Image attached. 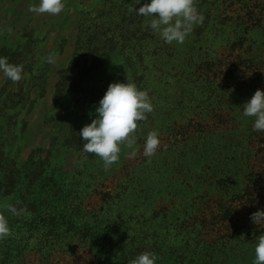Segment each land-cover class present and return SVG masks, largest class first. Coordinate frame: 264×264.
<instances>
[{"label": "rangeland", "instance_id": "obj_1", "mask_svg": "<svg viewBox=\"0 0 264 264\" xmlns=\"http://www.w3.org/2000/svg\"><path fill=\"white\" fill-rule=\"evenodd\" d=\"M39 2L0 0V57L25 72L19 84L0 74V211L13 233L0 264H129L144 251L156 264H253L264 131L243 105L264 91V0H196L205 20L183 44L128 10L151 0H65L58 16L30 12ZM127 79L154 111L137 155L122 148L105 171L79 133L109 84Z\"/></svg>", "mask_w": 264, "mask_h": 264}, {"label": "clouds", "instance_id": "obj_2", "mask_svg": "<svg viewBox=\"0 0 264 264\" xmlns=\"http://www.w3.org/2000/svg\"><path fill=\"white\" fill-rule=\"evenodd\" d=\"M135 3L139 4L140 0H135ZM64 9L65 0H40L38 5L29 7L30 12L41 16H58ZM128 10L145 17L147 26L168 44H183L194 27L202 25L205 20L197 10L196 0H151L138 10L133 6ZM57 59V55L49 54L46 62L55 64ZM0 74L4 79L19 84L25 78L24 65L9 63L7 57H0ZM95 111L96 118L83 126L79 135L84 141L83 151L98 156L103 161L104 170L108 171L119 161L122 148L132 149L128 153L130 158L137 155L136 132L140 123L146 121L148 114L154 111V106L148 91L140 90L127 79L126 83H110ZM243 116L254 118L253 131H264V91L257 89L243 105ZM159 135L157 130L150 131L143 145V155L149 162L161 147ZM3 207L15 217L27 212L26 208L18 209L12 204ZM250 219L260 226L264 223V210L252 213ZM12 235L8 218L4 211H0V241ZM257 241L253 264H264V234H260ZM158 258L157 254L144 251L130 260L129 264H156Z\"/></svg>", "mask_w": 264, "mask_h": 264}, {"label": "trees", "instance_id": "obj_3", "mask_svg": "<svg viewBox=\"0 0 264 264\" xmlns=\"http://www.w3.org/2000/svg\"><path fill=\"white\" fill-rule=\"evenodd\" d=\"M18 26H20V24H14V23L9 24V27L12 28V31H14L15 34H17V32H18ZM123 224H124V222H123Z\"/></svg>", "mask_w": 264, "mask_h": 264}]
</instances>
